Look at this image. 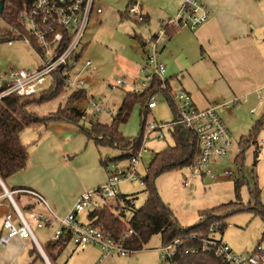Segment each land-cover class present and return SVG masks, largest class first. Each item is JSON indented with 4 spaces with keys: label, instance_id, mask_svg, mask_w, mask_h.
<instances>
[{
    "label": "rangeland",
    "instance_id": "obj_1",
    "mask_svg": "<svg viewBox=\"0 0 264 264\" xmlns=\"http://www.w3.org/2000/svg\"><path fill=\"white\" fill-rule=\"evenodd\" d=\"M165 1L140 0L143 9L148 12L152 21H159L161 18L158 9ZM127 3L128 0H101L100 6L103 12L100 15L94 12L90 15L81 45L77 49V52L80 53L82 47H84L79 62L75 67L81 68L86 61L92 63L94 69L85 70L82 73V78L88 85L89 96L96 98L102 104L103 111L94 115L84 102L77 104L80 111L85 112V116L77 124L71 123L76 133L68 135L69 137L65 139L67 144L66 152L57 153L65 159L68 168L76 167L77 170L71 173L67 168H62L60 165L64 170L62 172L61 169L58 177H54V179L62 181L63 185L57 182L55 190H53V195L59 200H63L68 195H74L76 190L83 186L94 183L97 179V170L99 174L100 170L105 173L106 168L113 164L110 160L118 157L125 158L124 155L130 153L127 149H120L115 146L96 145L94 140L91 139L92 137L88 138L83 131L89 129L91 122H98L103 125L112 123V119L128 92V88L124 86L112 87L111 85L115 84L116 80L124 79L128 83H136L141 79L139 72L138 75L135 74L139 68L138 65H135V60L139 55L138 52H141L140 44L135 35L141 36L144 28L143 26H137L130 19L123 18L122 21L120 20V14L125 12ZM5 30L6 27L0 20V34L3 38H9L13 42L12 45H8L6 42L8 39L0 41V78L9 69L27 70L36 67L39 60L34 50L27 43L19 40L16 34L12 32L11 35H8ZM139 57L141 58V55ZM140 62H143V60L140 59ZM136 63L138 64L137 60ZM202 76L204 83L198 87V91L190 92L193 100L194 96H200L202 99L203 96L218 99L221 89L223 91L225 89L214 82V74L204 71ZM172 84V91L176 92L178 89L177 82L174 81ZM68 95L69 93L64 90L46 101L29 103L25 106V111L39 118L58 116L60 113L58 112L59 108L64 109L67 105L73 106L72 102L67 103ZM153 98L157 103L154 109L143 116L142 111L145 104L142 105L138 101L132 107L127 121L118 126L117 131L124 141L139 138L143 124L156 122L161 125L172 122L174 115L170 103L166 100L164 94L157 92L153 94ZM30 99L32 100L33 98ZM223 102H226V100L223 99ZM195 104L197 107H201L199 102H195ZM249 106V104H244L240 100L235 104H230L227 110L224 108L217 110L219 117L231 135L233 144L227 157L218 159L213 163L210 162L198 170L183 167L166 172L154 180V186L159 197L171 210L178 223L182 227H190L198 222V211L234 202V181L244 178V185L240 190L241 204L235 208H225L220 212L227 215L222 221L225 228L223 231H217L213 235L216 240L226 243L233 253L241 256L252 254L257 245H260L264 253V121L262 128L255 135V140H252L249 144L245 143L252 127L264 116V101L263 104L255 107L253 114L250 113ZM61 114L62 116H67V112ZM50 122L53 121H41L39 123ZM41 125L44 127L43 124ZM144 130L143 128V133ZM241 137H244V140L239 143ZM172 145L173 140L169 137L163 143L153 138H149L147 142L143 143L146 149L154 152ZM245 146L246 149L243 156L240 155L236 158L239 154V149L241 150ZM58 158L59 156L57 155ZM151 158L152 156L149 154L143 155L138 167L141 177L146 175L145 167L149 166ZM242 158L243 161H241ZM57 159H51L53 164H58ZM105 161H107L106 167L102 164ZM52 168H55V166ZM207 170L212 173V177L205 174ZM225 173H229V175ZM255 184L260 190V206L258 210L249 195V191H253ZM8 188L11 187L8 185ZM144 190L145 187L139 182L124 181L119 184L117 195L135 198L132 203L134 208H139L146 198ZM84 192H88V190L86 189ZM13 198L18 207L24 211L23 204L27 196L17 194ZM95 199L98 198L95 197ZM113 200L108 199L106 205L115 208L116 205ZM238 209L241 211L235 212ZM112 212L117 215L119 210L115 208ZM123 213L126 221L132 214L131 210L128 209H124ZM32 231L41 247L44 248L47 243L52 245V229H37L33 225ZM160 247L161 238L154 236L149 240L145 248L139 252L126 257L115 254L107 257H100V255V262L103 260L101 264H159L161 255L156 250H159ZM72 249V245H67L60 254L59 260L54 264H63V261L66 260H68V264L77 263L79 259L77 256L81 253ZM36 258L37 255L34 253L32 260H29L27 250H20V247L15 250L9 245L7 248L0 249V264H11L13 262L16 264H31L33 260L35 261L32 264H43L40 259Z\"/></svg>",
    "mask_w": 264,
    "mask_h": 264
},
{
    "label": "built area",
    "instance_id": "obj_2",
    "mask_svg": "<svg viewBox=\"0 0 264 264\" xmlns=\"http://www.w3.org/2000/svg\"><path fill=\"white\" fill-rule=\"evenodd\" d=\"M100 3L101 0H35L29 8L24 10L18 17L19 29H14V34L34 50L39 63L37 67L27 70L9 69L0 78V100L12 94L22 98H35L59 83L68 93L83 92L85 94L83 102L92 114L101 113L103 111L102 104L96 98L89 96L88 85L82 78V73L85 70L94 69L92 63L86 61L81 68L75 67L79 62L77 57L83 51V47L80 53L77 52V49L81 45L90 15L93 12L97 15L103 12ZM126 11L128 18L135 24L142 25L145 22V16L138 0H131ZM209 16L210 11L204 0H183L175 16L161 21L157 29L142 41L145 65L139 70L141 79L136 83L118 79L111 86H124L132 94H141L152 86L155 80H158L160 85L158 92L163 93L167 89L166 69L159 61L158 56L169 38L168 31L175 32L181 29L195 31L208 21ZM6 42L8 45L13 44L12 40ZM238 101L233 100L232 104ZM241 101L244 103L246 100L243 98ZM172 104L175 109L172 122L161 125L150 122L144 125L141 147L130 151L129 156L122 161L125 162L124 164H121V161L113 163L108 170L106 183L95 190L82 193L63 217L56 215L39 193L30 189H17L8 192L1 185L3 189L0 194V207L3 205V200L6 199L11 210L6 211L2 219L0 249L7 248L14 239L30 240L43 255L42 247L32 231L34 225L37 229H52V244L56 243L63 234H68L70 244L75 249L94 246L101 251V257L111 254L125 257L135 253L80 217L93 209L95 197L104 200L114 199L121 182H139L143 186L138 167L144 154H149L152 157L155 155V152L146 149L143 143L147 142L149 138L165 142L168 129L173 126H182L190 130L195 134L199 144V157L191 167L193 170H198L210 162L227 157L233 146L231 135L215 108L196 109L190 95L182 89L172 92ZM156 105V101L151 96L144 108L148 112ZM221 106L228 107L226 104ZM250 113L253 114L254 110H251ZM205 174L213 176L209 170L205 171ZM225 174L229 175V173ZM17 194L26 195L34 207L25 208L24 211L18 208L13 198ZM38 206L43 211L34 209ZM222 226L221 222L213 224L209 228L207 238L186 236L160 247L158 251L161 255V262L159 264H180L176 257L183 250L186 240L196 241L200 246L184 249V254L199 252L212 254L224 264H264V253L260 246L252 254L241 256L233 253L232 249L223 241L216 240L213 235ZM131 234L132 230H128L122 235V240Z\"/></svg>",
    "mask_w": 264,
    "mask_h": 264
},
{
    "label": "crops",
    "instance_id": "obj_3",
    "mask_svg": "<svg viewBox=\"0 0 264 264\" xmlns=\"http://www.w3.org/2000/svg\"><path fill=\"white\" fill-rule=\"evenodd\" d=\"M130 1L128 0V3ZM138 1L145 16V22L142 25L136 24L144 28L141 36L135 35L141 47V54L138 52L141 58H138V55L136 59L138 64L135 60V65L139 66L136 75H138L141 66L145 65L142 40L150 36L161 21L173 18L183 2V0H166L158 9L161 18L159 21H152L148 12L143 9L140 0ZM204 3L210 11L208 21L195 31L181 29L173 32L160 51L158 59L166 69L165 81L171 90L172 83L176 81L177 90L186 91L196 109L215 108L217 112V110L223 109L221 105L226 104L228 107L224 109L227 110L233 100L240 101L244 98L246 100L244 104L250 105L249 111H255V107L263 104L264 101V0H204ZM140 59L143 62H140ZM204 71L214 74V82L223 87L225 91L221 89L218 99H211L206 96H203L202 99L200 96H194L195 102H199L201 106L197 107L190 92L198 91V87L204 83L202 76ZM223 99L226 102H223ZM74 133H76L74 126L66 121L37 123L26 127L19 134V139L28 154L29 165L22 172L10 176L5 183L0 180V194L3 189L1 185L8 192L17 189L33 190L44 197L56 215L63 217L84 190L92 191L104 185L110 167L106 168L105 173L100 170L99 174L97 170L95 182L79 188L74 195H68L63 200H59L53 195L55 184L57 182L63 183L54 179V177H58L60 170L63 167L71 173L77 170L76 167L68 168L65 159L57 154L58 152H66L65 139ZM57 155L59 156L58 159ZM52 158L57 159L58 164H53ZM124 163L121 162V164ZM54 166L55 168H52ZM146 168L148 167L146 166ZM8 185L11 188H8ZM4 200L0 207V232L3 216L6 211L11 210L6 199ZM29 207L34 206L26 198L23 209ZM34 209L43 211L39 206ZM86 215L87 213H84L81 216L85 221ZM9 245L15 250L19 247L20 250L26 249L29 260H32L34 253H36L37 258L43 264H51L46 255L47 252L51 251L52 246L48 243L45 244L44 248L42 247L44 250L41 248L43 255L30 240L14 239ZM72 250H78L81 253L77 256L79 257L77 263L73 264H101L103 261L100 262L101 251L94 246H88L84 249L73 247ZM156 251L158 252V250ZM68 263V260L63 261V264Z\"/></svg>",
    "mask_w": 264,
    "mask_h": 264
},
{
    "label": "trees",
    "instance_id": "obj_4",
    "mask_svg": "<svg viewBox=\"0 0 264 264\" xmlns=\"http://www.w3.org/2000/svg\"><path fill=\"white\" fill-rule=\"evenodd\" d=\"M0 1H3V9L0 14V20L6 27L5 33L11 35L12 32L14 33V29H19V15L24 10L29 8L35 0ZM126 9L123 14H120L121 21L123 18L129 19ZM172 33V31H168L169 36ZM0 37V41L6 39L10 40L9 38H3L1 34ZM80 55L77 59H79ZM166 85L167 89L163 91V94L166 97V100L170 103L174 115L175 109L172 104L173 91L168 86L167 81ZM159 90L160 85L158 80H155L153 85L148 87L141 94H132L128 90L110 125L91 122L88 130H82L86 133L88 138L92 137L91 139L94 140L96 145L115 146L129 151L137 150L142 145L144 124L142 125L141 136L137 139H130L127 141H124V139L120 136L117 128L120 124L127 121L130 111L136 102L139 101L142 105H144L149 97L153 96V94L157 93ZM62 91H64L62 86L59 83H56L53 88L40 93L38 97H35L32 100L30 98L19 97L15 94L9 95L0 100V180L3 183H5L6 180L13 174L25 170L29 165L28 154L24 150L19 139V134L26 127L41 121H66L77 124L85 116V112H81L77 106L78 103L84 101L85 94L83 92L69 93L67 103L72 102L73 106L67 105L64 109L59 108L58 112L60 113L58 116L55 115L47 118H39L34 114L30 115L31 113H26L25 106L29 103L46 101ZM63 112H67V116H62L61 113ZM146 113L147 111L144 108L142 115L144 116ZM263 121L264 116H262V119L257 121L252 127L249 136L245 141L246 144L255 140V135L262 128ZM167 133V137L173 140V145L166 146L155 153V155L151 158L146 175L142 177L143 186L145 187L144 192L146 194L143 204L139 208H134L132 202L135 198L116 195L113 201L116 205L115 208H117L119 212L115 215L112 212L115 208L106 205L108 202L106 199L104 200L98 198L94 200L93 209L89 210L86 215V221L91 226L99 228L102 232L110 235L114 241L121 243L123 247L130 249L135 253L143 250L149 240L154 236H159L161 238V247L171 243L177 238L186 236L207 238L209 235V228L216 222L222 223L223 219L227 217L226 214L220 212L225 208H235L241 204L240 190L244 185V178L234 181V202H228L211 209L198 211V222L190 227H182L174 217L171 210L159 197L154 186V180L166 172L181 169L183 167L191 168L199 157V144L195 134L182 126H173L168 129ZM243 138L240 139L239 143L244 140ZM245 149L246 146L241 150L239 149V154L236 158L240 155L243 156ZM124 156L125 158L118 157L110 161L111 163L123 161L129 156V153ZM241 161H243V158ZM102 164L106 167L107 161ZM249 195L253 202H255V208L258 210V207L260 206V190L257 187V184L254 185L253 191H249ZM124 209L131 210L132 212L127 221L123 213ZM239 211L241 210L238 209L235 212ZM224 228L225 226L223 225L219 231H223ZM128 230H132V234L128 238L122 240V235ZM69 244L70 237L68 234H63L56 243L52 244L51 251L46 254L51 264H54L57 261L62 251ZM199 246L200 244L196 241H184V248L178 253L176 259L180 264H224L212 254L201 252L197 254H184V249H191ZM259 246L260 245H257L254 250H256Z\"/></svg>",
    "mask_w": 264,
    "mask_h": 264
},
{
    "label": "water",
    "instance_id": "obj_5",
    "mask_svg": "<svg viewBox=\"0 0 264 264\" xmlns=\"http://www.w3.org/2000/svg\"><path fill=\"white\" fill-rule=\"evenodd\" d=\"M2 9H3V1H0V14L2 13Z\"/></svg>",
    "mask_w": 264,
    "mask_h": 264
}]
</instances>
